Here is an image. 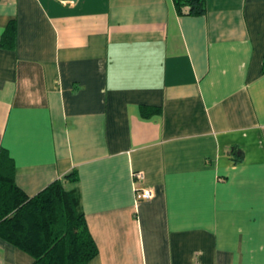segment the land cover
Returning a JSON list of instances; mask_svg holds the SVG:
<instances>
[{"label": "crops", "instance_id": "obj_1", "mask_svg": "<svg viewBox=\"0 0 264 264\" xmlns=\"http://www.w3.org/2000/svg\"><path fill=\"white\" fill-rule=\"evenodd\" d=\"M206 4L0 0V151L26 195L80 194L88 264H264V0Z\"/></svg>", "mask_w": 264, "mask_h": 264}, {"label": "trees", "instance_id": "obj_2", "mask_svg": "<svg viewBox=\"0 0 264 264\" xmlns=\"http://www.w3.org/2000/svg\"><path fill=\"white\" fill-rule=\"evenodd\" d=\"M181 16L206 12V0H173ZM3 46L14 47L15 24L3 34ZM149 116L150 109L142 108ZM158 110H153L156 113ZM15 166L9 153L0 151V238L28 253L32 264H88L99 249L87 227L79 193L66 191L55 180L33 197L15 184ZM78 180L76 172L64 181Z\"/></svg>", "mask_w": 264, "mask_h": 264}, {"label": "built area", "instance_id": "obj_3", "mask_svg": "<svg viewBox=\"0 0 264 264\" xmlns=\"http://www.w3.org/2000/svg\"><path fill=\"white\" fill-rule=\"evenodd\" d=\"M132 179L134 180L136 202L148 201L155 197L156 191L149 186H145L144 174L142 172L135 171V173L132 174Z\"/></svg>", "mask_w": 264, "mask_h": 264}, {"label": "water", "instance_id": "obj_4", "mask_svg": "<svg viewBox=\"0 0 264 264\" xmlns=\"http://www.w3.org/2000/svg\"><path fill=\"white\" fill-rule=\"evenodd\" d=\"M61 1H66V2H71V1H73V2H76L77 0H61Z\"/></svg>", "mask_w": 264, "mask_h": 264}]
</instances>
